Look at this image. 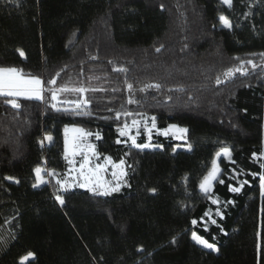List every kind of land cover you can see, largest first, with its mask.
Returning <instances> with one entry per match:
<instances>
[{"label":"trees","instance_id":"16d2710c","mask_svg":"<svg viewBox=\"0 0 264 264\" xmlns=\"http://www.w3.org/2000/svg\"><path fill=\"white\" fill-rule=\"evenodd\" d=\"M260 53L264 0H233L231 8L221 0H0V67L44 82L42 100L0 95V264H21L28 253L23 264H264ZM248 60L257 67L225 75ZM53 88L68 89L57 93L60 111L51 107ZM82 100L89 115L64 111ZM153 116L158 131L187 128L184 143L160 134L153 149L124 142L119 128ZM66 127L91 133L97 154L124 160L119 192L60 190L52 179L33 187L36 167L64 180ZM225 146L234 163L218 161L225 182L214 184L216 205L199 183ZM238 181L248 183L230 192ZM193 232L218 251L198 245Z\"/></svg>","mask_w":264,"mask_h":264},{"label":"snow or ice","instance_id":"6c2138e0","mask_svg":"<svg viewBox=\"0 0 264 264\" xmlns=\"http://www.w3.org/2000/svg\"><path fill=\"white\" fill-rule=\"evenodd\" d=\"M221 3L226 5L227 7L231 8L233 6V0H221ZM220 22L223 24L225 28H231L232 24L230 20L224 16L221 15L219 17ZM159 51V49H157ZM23 55V52L20 53ZM262 58H264V53L259 54ZM244 63H247L251 65L253 68H256L257 65L253 63V61L248 60L246 62H242L241 65L237 68L234 69H229L228 72L225 73L226 76H232L236 72H240L241 74L244 73ZM118 71H125L124 69H117ZM59 75V74H57ZM43 81L36 76H31L29 78H25V75L23 74L22 70L17 69L15 67H0V95L6 96V97H22L24 99H36V100H42L43 97V92H44V87H43ZM49 84L55 85L56 80L51 79L48 81ZM217 83H220L219 78L217 79ZM129 91L132 90L133 85L128 84L127 85ZM146 87H154L159 89L160 85L159 84H154V85H147ZM68 89L66 88H60V89H49L51 93V100L53 103L51 104V107L55 109L56 111H60L61 109L57 107L56 101H58V92H63L67 91ZM96 89H93L95 91ZM144 89H141L143 91ZM72 91H76L79 93H84L87 91V89L84 88H78V89H72ZM136 101L129 99L128 103H134ZM7 103L11 104V106L15 109L20 108V104L17 102L16 99H10L7 101ZM63 103H69L67 101ZM88 101L87 100H82L75 102L70 109H64V111H72L77 115H89L90 113L86 111L87 106H88ZM125 115L131 116L132 113H124ZM120 118V113H117L116 119ZM151 128H148L147 125H145L146 131L149 133L148 140L149 143L145 144H137L136 143V138L135 136L130 135L131 128L135 127L137 128V135L139 134V124L140 121L138 120H133L132 125L129 126L127 123L123 125L122 128H119V135L121 137L127 136L132 143L133 147L144 149V148H149V147H160V145H151V129L156 127V117H151ZM69 129H65V133H67ZM73 132L79 133V136H74L72 139V147H71V153H69V148H68V140H65V159H68L69 154L72 155L73 157L77 154H80L84 151V148H87L88 152H91L92 156H95L97 159H99V154L95 152V147L94 145L91 144H84L82 146L81 140L83 137L91 135V133H85L83 129H72ZM173 133L174 138L176 139H187V133L188 129L187 128H180L176 125H169V128L162 131L160 134L167 136L169 133ZM101 137L99 134L96 135V139H100ZM45 139L51 141L52 137L47 136ZM116 143H121V141L118 139ZM187 149L191 151V145H187ZM254 158L256 154H253ZM221 157H224L231 161L232 157V150L228 148L227 146L221 148L217 153H216V158L213 159L212 164L210 169L207 171V174L203 176L199 183V190L201 194L206 199H210L213 204L219 205L220 200L218 198H213L212 192L214 188V184L216 182L220 184H224V179L220 178L221 177V168L219 166L218 161L220 160ZM69 164H74V160L69 159L68 160ZM234 163V161H231ZM124 160H120L119 163H114L110 157H104V164H96L92 166L91 164V159L89 155L86 153L83 155L82 162L80 163V166L78 169H75V171L79 174V179L82 180V183H79L77 186L82 187V188H88L89 191L93 192L96 195H101V196H109L112 195L113 193L119 192L122 185L125 184V182L122 180L124 176H126V172L124 171ZM108 165H111L113 168L112 171V177L113 181H108L103 178V174L106 171V168ZM264 167V164L261 165ZM35 172V177H36V183L33 185V187L39 186V184L46 183L47 181L44 179V176L42 175V169L40 167H36L34 169ZM48 176L55 177L56 173L53 171H48L47 172ZM255 175V174H253ZM236 173L233 172V175L229 177V179H235ZM5 179L9 180H14L12 177H5ZM74 180L76 177L73 178ZM187 179V178H185ZM260 189H261V196L264 197V174H261L260 177ZM16 183H19L18 180H15ZM57 185L60 186V188H66L67 186H70L67 184L66 180H56ZM239 187H234L233 185L229 184L228 189L230 192H235L238 193L241 191V189L244 187L245 184L248 183V181H238ZM153 194H155L156 189H151ZM56 199L59 201L61 205H63L64 200L62 197L57 196ZM228 203H232L229 201ZM211 210H208L205 212V216L209 217L210 216ZM217 216H220L221 219L223 218L222 213L217 210L216 212ZM213 224L216 223L215 220H211ZM197 223L196 220L192 221V224L195 225ZM205 231H207V228H205ZM259 235V234H258ZM192 239L199 245L203 246L204 248L211 249L213 251H218L216 249L215 245L212 243H209L207 240L203 239L202 237L198 236L195 232L192 233ZM175 242V241H173ZM138 251H143V248L138 249ZM34 254L33 253H28L26 257H24L21 261V264H23L24 260H27L29 257H32Z\"/></svg>","mask_w":264,"mask_h":264},{"label":"rangeland","instance_id":"374dc122","mask_svg":"<svg viewBox=\"0 0 264 264\" xmlns=\"http://www.w3.org/2000/svg\"><path fill=\"white\" fill-rule=\"evenodd\" d=\"M7 2V4H13L12 2H10L9 0H6ZM16 1V0H15ZM132 124H130L129 126H131ZM145 125H147V127L148 128H151V120H150V118H147V119H144L142 122H140V124H139V128L141 127L143 130H144V133H145V137L147 138V142L146 143H149V140H148V136H149V133L146 131V128H145ZM169 128V126L167 127V129ZM181 128V127H180ZM77 129H80V128H77ZM84 131V130H83ZM85 133H88V132H86V131H84ZM162 131H158L156 128H152L151 129V141H150V143H151V145H153V146H155L153 143H152V136L153 135H156V134H160ZM80 134L79 133H77V134H75V135H70V134H68V133H66V136H67V140H68V142H69V144H68V148H69V153H71V147H72V139H73V137L74 136H79ZM130 135H132V136H135V138H136V143L138 144V141H137V139H138V137L140 136V133L137 135V128H135V127H132L131 128V132H130ZM160 135H162V134H160ZM162 136H164V137H169V138H171V140L172 141H175V142H177V143H184V141L185 140H183V139H176V138H174V135H173V133H169L167 136H165V135H162ZM125 141V143H127V144H129V145H131L132 146V143H131V140L127 137V136H124V137H122ZM81 144H82V146L84 145V144H91L92 145V143L90 142V135L89 136H86V137H83L82 138V140H81ZM181 145V144H180ZM136 148V147H135ZM153 148H155V147H149V148H144V149H153ZM140 149V148H139ZM87 154V155H89V157H90V159H91V164H92V166H94V165H96V164H104V156H101V155H99V159H97L95 156H92V154H91V152H88V150H87V148H84V151L82 152V153H80V154H77V155H75L74 157L72 156V155H70L69 154V156H68V159H67V161L69 160V159H72V160H74V164H69V162H68V169L66 170V173L64 174V180H66L67 181V184L68 185H70V186H67L66 188H60V186L58 185V187H59V189L60 190H64V189H70V188H73V187H79V186H77L79 183H82L83 181L82 180H80L79 179V174L75 171V169H78L79 168V166H80V163L82 162V159H83V155L84 154ZM215 158H216V156H215ZM41 169H42V175L44 176V179L47 181L46 183H48L49 182V179L48 178H50V179H52V180H54V181H56L57 179H58V176L56 175L55 177H51V176H48L47 175V170L45 169V168H43V167H41ZM112 171H113V168H112V166L111 165H108L107 166V168H106V171L104 172V174H103V178L105 179V180H108V181H113V177H112ZM74 177H76V179L74 180L73 178ZM123 179V178H122ZM40 185V184H39ZM79 188H81V189H85V190H88V188H82V187H79ZM91 192V191H90ZM199 245V244H198ZM201 246V245H200ZM32 257H29L27 260H24L23 262H26V261H28V260H30ZM22 261V260H21Z\"/></svg>","mask_w":264,"mask_h":264},{"label":"crops","instance_id":"0c3cea01","mask_svg":"<svg viewBox=\"0 0 264 264\" xmlns=\"http://www.w3.org/2000/svg\"><path fill=\"white\" fill-rule=\"evenodd\" d=\"M2 1V3L4 4V5H6L7 3V1L6 0H1ZM10 2H12L13 4H16L17 3V0L15 1V0H9ZM11 4V3H10ZM67 129H69V131L67 132L68 134H70V135H75V134H77L76 132H73L72 131V129H77V127H66ZM65 128V129H66ZM65 129H64V137H65V140H66V138H67V136H66V133H65ZM65 143V142H64Z\"/></svg>","mask_w":264,"mask_h":264},{"label":"built area","instance_id":"2783aa9c","mask_svg":"<svg viewBox=\"0 0 264 264\" xmlns=\"http://www.w3.org/2000/svg\"><path fill=\"white\" fill-rule=\"evenodd\" d=\"M50 180V178H48Z\"/></svg>","mask_w":264,"mask_h":264}]
</instances>
